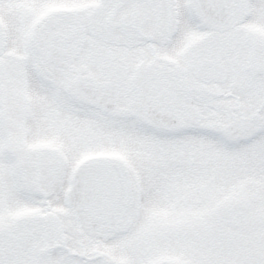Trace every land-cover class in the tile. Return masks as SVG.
<instances>
[{
  "label": "snow or ice",
  "instance_id": "snow-or-ice-1",
  "mask_svg": "<svg viewBox=\"0 0 264 264\" xmlns=\"http://www.w3.org/2000/svg\"><path fill=\"white\" fill-rule=\"evenodd\" d=\"M0 264H264V0H0Z\"/></svg>",
  "mask_w": 264,
  "mask_h": 264
}]
</instances>
